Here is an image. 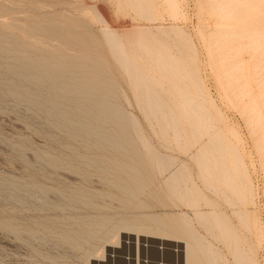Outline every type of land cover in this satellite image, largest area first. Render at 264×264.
<instances>
[{
    "label": "rangeland",
    "instance_id": "374dc122",
    "mask_svg": "<svg viewBox=\"0 0 264 264\" xmlns=\"http://www.w3.org/2000/svg\"><path fill=\"white\" fill-rule=\"evenodd\" d=\"M43 12L86 24L79 29L95 37L92 52L99 60L97 66L122 93L112 85L115 94L110 101L134 117L140 134L125 125L131 150L95 146L91 136L68 138L45 109L14 95L22 87L5 81L6 68L25 61L14 60L23 55L2 53L0 264H80L83 248L76 245L84 244V239L75 232L85 227L99 234L101 216L107 220L104 228L120 222L159 237L191 241L167 227L152 229L153 214L177 219L188 215L204 243L219 253L218 264H243L235 258V249L253 264H264V0H0V28L31 51L48 49L38 35H27L14 26H25ZM123 28L131 29L124 33ZM107 29H115L129 56L154 77V89L177 112L180 134L164 123L159 110L148 107L133 76L108 45ZM145 32L159 38L160 44L154 43L157 50L145 47L146 57H142L129 39ZM62 53L76 55L77 51L64 46ZM158 54L165 63L158 62ZM163 64L169 69L174 64L180 76H166ZM172 79L205 107L211 118L209 134L202 125L197 129L189 124L184 97L169 87ZM34 90L36 96L45 94ZM66 103L73 107L72 102ZM213 134L219 135L236 193L218 181L215 171H204L202 152H198ZM140 139L175 159L179 187L168 184L175 166L170 173L163 172L161 160L147 153ZM91 160L99 166H90ZM36 186L47 193L38 197ZM186 186L195 189L192 199L198 200L199 210L213 208L224 225L193 219L195 209L188 204ZM5 221L19 233L7 230ZM63 235L69 238L63 240ZM97 244L91 241L85 246L93 249ZM197 254L202 256L200 251Z\"/></svg>",
    "mask_w": 264,
    "mask_h": 264
},
{
    "label": "bare ground",
    "instance_id": "6f19581e",
    "mask_svg": "<svg viewBox=\"0 0 264 264\" xmlns=\"http://www.w3.org/2000/svg\"><path fill=\"white\" fill-rule=\"evenodd\" d=\"M171 5H174L173 1H171ZM103 10L101 11L103 12ZM58 16L57 12H43L36 15V20H30L25 26L14 25L27 35H38V39L44 43H48V49L34 47V50L31 51L30 46L20 44L14 37H9L6 30L0 28V56L2 53L18 54L23 55L22 58L18 56L14 60L25 61V63L9 65L6 68L7 79L0 74V81H3L2 79L4 78L11 87H18V84H20V87H22L21 92H16L14 95L17 98L29 99L34 104L45 109L46 113L54 118L57 125L65 131L68 138L77 140L85 136H91L95 146L131 150L133 146L125 137V125L130 124L138 135L140 134L139 129L131 114L127 113L122 106L110 101V97L115 94L112 85L116 87V90L119 89L117 84L102 75L104 71L97 66L99 60L92 52L94 50L95 37L86 29L85 31L79 29V27L86 26L84 22L63 21L59 20ZM130 29L123 28L122 31L126 33ZM105 34L113 54L133 76L135 86L142 90L143 99L147 102L148 107L151 110H159L162 113L164 123L169 125L176 132V135L180 134L181 121L177 112L167 99L160 97L154 89V77L152 78L147 71L142 69L129 56L123 48L120 37L115 29H107ZM129 41L138 46L142 57H146L145 47L148 45L154 47V43L160 44L159 38H154L147 32L144 35L136 33L130 37ZM64 46L76 50V55L63 54ZM154 49L157 50V46ZM157 60L159 63H165L160 54L157 55ZM163 66L168 69L165 72L166 76L170 77L173 75L175 78L180 76V71L174 64H171V69L166 64H163ZM184 72L189 77L192 76L186 69ZM191 78L194 79V77ZM169 87L173 91L176 89L184 97L183 110L189 124L194 128L197 127V129L202 125L209 134L210 129L208 128V124L211 118L198 97L191 92L183 90L181 85L173 79ZM34 89L37 91L43 90L45 94L36 96ZM66 102H72L73 107ZM193 116L196 117L195 121L192 119ZM109 124L114 125L115 128L109 130L103 127ZM219 139V135H211L209 141L201 146V151L198 153L202 152L204 171L207 173L215 171L218 181L221 179L231 192L236 193L232 174L226 168L224 149L219 143ZM140 140L146 148L147 153L152 152L156 159L161 160L162 171L170 173L169 170L176 165L175 159L167 154L153 150L148 147L144 140ZM96 163V160H91L90 166L98 167L99 165ZM68 167L71 169L75 168L74 165L69 163ZM130 168L133 169L131 166ZM123 170L124 167L120 166L119 171ZM179 173L180 169L175 166L174 171L170 175L168 174L170 179L168 184L171 181L174 186L179 187L181 183ZM186 192L189 198V206L195 209L194 214L192 213L195 221L203 223V221L212 220L217 227L224 225L221 222L222 219L220 220L217 216L218 212L213 208L209 212L199 210L198 200L192 199V193H195V189H189L186 186ZM34 193L38 197H42L47 191L44 187L36 186L34 187ZM232 204L234 203L232 202ZM150 218L154 223L152 229L163 230L167 227L188 235L191 241L171 239L167 236L159 237L152 234L151 231L145 233L138 226L120 222L110 228H104L107 220L101 216L98 219V228L99 231L101 230L99 234L85 227H79L80 229L75 232V236L84 239V244L76 245L77 248H83L79 254V258L81 259L80 264H104L109 259L110 253L116 252L117 248L123 246L124 239L134 238L139 241L148 240L164 244H169L167 243L169 241L172 242L182 253V264H203V262L206 264H218L219 253L212 244L204 243L203 238L191 226V219L188 218V215L182 214V219H177L174 217H159L153 214ZM3 226L9 231L19 233L16 226L10 221H5ZM207 228L209 229V227ZM28 235L37 236V233L29 232ZM62 237L63 240L69 238L68 235H63ZM91 241L98 244L93 249H87L85 245ZM197 251H200L201 257L197 254ZM234 256L243 264H253L252 261L246 260L244 255L237 249L234 251Z\"/></svg>",
    "mask_w": 264,
    "mask_h": 264
},
{
    "label": "built area",
    "instance_id": "2783aa9c",
    "mask_svg": "<svg viewBox=\"0 0 264 264\" xmlns=\"http://www.w3.org/2000/svg\"><path fill=\"white\" fill-rule=\"evenodd\" d=\"M104 264H182L180 249L148 240L124 239Z\"/></svg>",
    "mask_w": 264,
    "mask_h": 264
}]
</instances>
